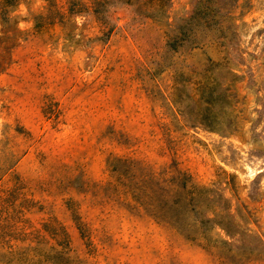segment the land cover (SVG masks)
Masks as SVG:
<instances>
[{
	"label": "rangeland",
	"instance_id": "obj_1",
	"mask_svg": "<svg viewBox=\"0 0 264 264\" xmlns=\"http://www.w3.org/2000/svg\"><path fill=\"white\" fill-rule=\"evenodd\" d=\"M0 264H264V0H0Z\"/></svg>",
	"mask_w": 264,
	"mask_h": 264
}]
</instances>
